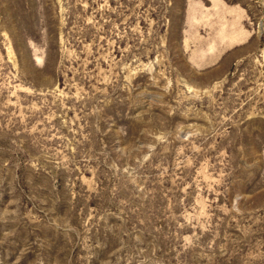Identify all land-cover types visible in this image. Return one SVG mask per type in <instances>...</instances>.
I'll list each match as a JSON object with an SVG mask.
<instances>
[{
    "label": "rangeland",
    "instance_id": "obj_1",
    "mask_svg": "<svg viewBox=\"0 0 264 264\" xmlns=\"http://www.w3.org/2000/svg\"><path fill=\"white\" fill-rule=\"evenodd\" d=\"M0 264H264V0H0Z\"/></svg>",
    "mask_w": 264,
    "mask_h": 264
}]
</instances>
